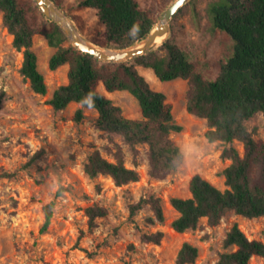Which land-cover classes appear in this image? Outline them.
Segmentation results:
<instances>
[{"label":"rangeland","instance_id":"rangeland-1","mask_svg":"<svg viewBox=\"0 0 264 264\" xmlns=\"http://www.w3.org/2000/svg\"><path fill=\"white\" fill-rule=\"evenodd\" d=\"M76 1L55 0L91 42L103 27L95 10L73 9ZM137 1L152 10L156 22L174 2ZM211 1L187 0L173 16L170 34L164 38H172L193 60L206 62L208 77L219 72L230 41L226 33L211 27ZM159 46L154 50L161 54ZM33 50L47 84L46 95L34 93L20 75L22 53L13 47L0 13V264H176L184 242L198 248V257L191 264H215L221 253L231 250L224 248L223 240L233 223H238L249 239L264 242V217L247 219L233 212H227L216 226L203 219L198 228L184 233L171 227L178 214L170 199L189 197L188 183L196 173L224 190L222 171L230 164L221 158L224 146L206 140V121L187 112L185 80L162 82L150 69L137 65L150 86L166 95L174 121L182 126L181 132H172L170 137L180 146L183 163L164 178L155 179L148 174L147 146L132 148L120 136L99 130L96 110L83 108L80 122L74 119L79 104L52 110L46 102L58 86L67 83L68 65L49 70L48 59L54 49L43 36L34 37ZM97 90L120 107L125 117H141L136 100L126 91L110 93L101 83ZM247 127L254 139L264 142V112L255 114ZM233 146L243 154L242 143L236 141ZM94 150L112 162L120 153L125 166L139 173V180L117 186L109 176L90 178L84 165ZM150 197L160 200L162 223L149 204L131 213L133 205ZM51 200L55 201L52 223L41 233L42 206ZM93 205L104 208L106 215L90 230L86 209ZM157 232L162 233L160 243L144 241V235ZM249 264H264V259L254 256Z\"/></svg>","mask_w":264,"mask_h":264},{"label":"trees","instance_id":"trees-1","mask_svg":"<svg viewBox=\"0 0 264 264\" xmlns=\"http://www.w3.org/2000/svg\"><path fill=\"white\" fill-rule=\"evenodd\" d=\"M73 9L96 11L103 30L90 40L108 49L135 45L156 24L152 10L142 8L137 0H77ZM0 13L12 36L13 47L22 53L19 73L29 82L31 90L47 94V84L33 50L34 37L40 35L54 49L48 59L49 70L68 65L67 83L58 86L46 103L54 112L63 111L72 103L79 104L81 108L74 114L76 122L84 118L83 108L94 109L99 130L120 136L132 148L147 146L148 174L152 178H164L183 163L184 154L170 137L172 132H181L182 126L174 121L166 95L150 86L137 65L150 69L162 82L177 78L187 82V112L206 121V140L223 145L221 158L230 160V164L222 171L224 190L196 173L188 183L190 196L170 199L178 214L171 223L175 232L195 230L203 219L209 226H216L227 212L247 219L264 217V142L254 139L247 127L255 114L264 112V0L209 3L212 29L230 37L220 70L214 77L206 75V62L193 60L172 38L159 46L161 54L151 50L119 63L102 62L75 48L60 26L43 16L34 0H0ZM99 83L107 92L129 93L136 100L141 117H125L120 107L97 90ZM2 101L0 95V108ZM236 141L242 143L243 154L233 146ZM84 172L90 178L109 176L117 186L139 180V173L125 166L120 153L112 162L94 150L88 156ZM143 204L152 207L158 222L164 221L160 200L155 197L141 199L132 206L131 213ZM54 206V200L42 206L41 233L48 231L52 223ZM86 215L91 230L96 220L106 215V210L93 205L86 209ZM143 239L160 243L162 233L144 235ZM223 246L231 250L221 253L215 264H249L254 256L264 259V242L249 239L238 223H233L226 233ZM197 257L198 248L184 242L176 264H191Z\"/></svg>","mask_w":264,"mask_h":264},{"label":"water","instance_id":"water-1","mask_svg":"<svg viewBox=\"0 0 264 264\" xmlns=\"http://www.w3.org/2000/svg\"><path fill=\"white\" fill-rule=\"evenodd\" d=\"M34 2L46 19L60 26L70 43L79 51L102 62L119 63L141 56L161 45L165 40L160 44H157V40L170 34V22L187 0H174L142 41L124 49L103 48L86 40L78 31L71 17L58 7L53 0H34Z\"/></svg>","mask_w":264,"mask_h":264},{"label":"bare ground","instance_id":"bare-ground-1","mask_svg":"<svg viewBox=\"0 0 264 264\" xmlns=\"http://www.w3.org/2000/svg\"><path fill=\"white\" fill-rule=\"evenodd\" d=\"M164 40V37H162V38H159L158 40H157V44H160V43H162V41Z\"/></svg>","mask_w":264,"mask_h":264}]
</instances>
